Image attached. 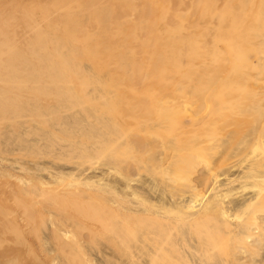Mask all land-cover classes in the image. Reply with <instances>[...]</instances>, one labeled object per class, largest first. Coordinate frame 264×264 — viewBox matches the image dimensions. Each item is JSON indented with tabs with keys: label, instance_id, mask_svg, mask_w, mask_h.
Wrapping results in <instances>:
<instances>
[{
	"label": "bare ground",
	"instance_id": "obj_1",
	"mask_svg": "<svg viewBox=\"0 0 264 264\" xmlns=\"http://www.w3.org/2000/svg\"><path fill=\"white\" fill-rule=\"evenodd\" d=\"M176 23L180 26L173 28ZM193 23L204 27L201 42H203L206 102L213 108V114L216 112L215 104H223L228 107L234 103V110H229L224 117L227 116L225 121H233L235 126L241 122L251 124L249 120L253 121L255 118L259 121L263 120L261 127L257 131L255 129L245 139L247 144H245L244 150L255 148L258 144L264 152V110L257 109V107L264 109V0H0V91L3 94L4 91L11 89L15 90L16 95H19L17 93L20 90L17 87L20 83L16 77L21 73L27 74V71L40 68L36 73H45L43 76L49 81L48 85L45 86L46 81H43V76L41 78L39 76L41 80L37 79L35 82H44L43 86L41 87L39 83V87H33L36 84L32 82L35 84L33 85L29 80L25 93L34 96L36 100H39L44 93H51L55 101H59L60 104H58L61 107L64 105L67 110L66 101H69L68 105H70L73 93L68 95V99H70L67 100V95L62 93L64 88L61 85H73L77 83L76 80H79L80 85L86 84L82 73H92L96 69L93 61L95 55L101 58L104 68H111V61L108 60V57L105 59L108 54L115 55L116 67L120 70L125 68L134 75L131 82L138 79L137 83L144 80L151 83V80L156 79L159 71L163 70V66L170 61L167 54L164 53L167 50L155 48L151 44L157 41L158 44L169 46L171 50L176 48L180 53H183L185 51L184 42L190 40L189 27ZM158 24L159 26H157ZM121 28H124L127 41L136 43L132 45L137 48L135 51L139 52L141 63L133 65V59L131 63L129 62V56L125 50L133 51L130 45H126V49H117L113 45L100 44L97 46L95 44L97 40L102 43L101 39L118 38ZM85 61L89 65L86 70L82 67V62ZM185 63V59L182 58L180 66ZM150 65H152V71H148ZM189 66L191 69L194 67V70H197L193 60L190 61ZM79 74L80 78L74 76ZM19 78L27 82L29 77L22 79L20 76ZM95 81L100 82L101 80L96 77ZM66 87L68 86H65V90L69 93L71 87H68L69 89ZM16 98V101L14 98L13 105L9 104L11 100L5 101L4 111L7 113L6 106L11 108L10 111L14 107L15 111H19V113L16 111L17 114L14 117L17 118L20 115L19 118H22L25 115L21 116L20 114V111H23L21 109L23 104L18 101L20 100L18 97ZM63 100L66 104H63ZM78 101L77 98L75 104L72 102L69 109L73 110V105L78 108L79 106H75ZM56 105L50 108L37 106L32 110L42 113H39L40 116L54 115L63 109V107L59 109L60 106L56 107ZM78 105L81 106L80 102ZM86 113L85 117L89 112L87 115ZM75 114L79 115L77 112ZM1 117L3 118V115ZM189 118L182 128L190 129L196 123L192 116ZM31 119L34 120L32 116ZM68 120L67 123L70 121ZM74 121L72 122L74 123ZM59 123L58 126H65L67 129V124L62 125L65 121L61 122V125ZM158 126L161 127L160 124ZM69 128L70 134L72 133L71 126ZM72 129L74 130L73 127ZM95 129H97L95 132L97 133L96 141L94 146H90V149L93 150L91 154L95 156L96 165L92 169L79 168V164L71 169H66L62 165H54L52 168L37 166L36 170L39 169L38 172L46 170L49 178L37 176L35 179L38 187H33L36 189L35 192L40 190L43 196L45 195L43 193L50 191L51 193L55 191L53 193L56 194L57 190L61 189V192L57 193L64 198H70V200H77L78 196L82 194L81 191L87 193L89 199H92L90 197H93V194L99 193L102 196V206L105 204V208L112 215L110 219L113 217L111 222L108 216L107 220H109L110 226L104 219L100 220L101 224H99L103 225L105 222L103 227L109 231L111 227L119 232L122 229L125 230V235H122L120 242L126 248L128 239H125L124 236L130 231L129 234L134 236L136 226H141L137 228L140 230L144 227L145 230L141 235L142 242H139L137 251L130 250L131 258L136 264H226L225 261L231 262V264L264 263V255H261L260 259H256L264 244V209L261 211V208L264 207V153L253 155V149L251 153L239 150L240 152L235 154L238 157L230 160L227 156L228 151H231L230 144L222 143L223 147H219L220 149L217 151L219 150V158L225 167L221 171H217L214 161L202 162L204 158L199 154V150L202 148L212 152L209 147L213 146L211 140H214L215 136L195 140V136L184 134L178 137L150 134L137 138L136 145L127 140L119 141L115 145L111 142L107 151H103L98 148L102 129L100 126ZM228 132L229 130L226 134ZM45 135L43 136L45 137ZM46 136L48 137V135ZM47 137L45 139L49 138ZM227 138L231 137L227 135ZM48 140L51 142V139ZM178 140L181 142L179 143ZM71 144L73 145L72 142ZM133 148L140 149L139 152L144 156L142 161L136 164L132 163L136 157L127 152L128 149ZM12 156L14 155L12 154ZM193 156H195L194 159L202 158L199 161L195 160L201 165L204 163L200 169L192 170L196 164L193 163ZM205 159L207 158L205 157ZM241 160L248 161L242 168ZM122 162L124 163L123 168L120 167ZM195 166L197 168L199 165ZM27 167L19 164L20 169L31 170V167L29 169ZM188 169L191 170L186 171ZM5 170L7 173L10 171V169ZM181 171L185 173L180 174ZM34 173L32 174L34 175ZM27 176L29 184L31 177ZM16 177L18 181L23 179L17 175ZM26 178L24 177V179ZM177 179L179 183L184 181L185 186L173 185L172 183H175ZM71 185L82 190H73ZM27 186L29 187V185ZM27 186H25L26 189ZM21 189H23L22 186ZM18 191L15 192L19 193ZM40 193L38 197H42ZM59 194L55 197H59ZM99 194L96 196L101 197ZM48 195L54 197L53 194ZM15 197L20 199L18 196ZM15 197L13 199H16ZM45 197L47 198V196ZM61 200L64 199L61 197ZM85 201L87 199H84L81 204L85 205ZM97 202L96 199L97 207L101 206V203ZM236 218L238 221H235ZM179 220L182 225L186 222L188 226H197L194 230L203 228V231L198 229L200 233L197 234L201 252L192 248V251L190 250L187 254L183 251L184 248L182 249L180 244L175 241L176 234H181V231L176 233L174 221ZM211 220L215 223L213 226L221 230V239L227 240L230 238L227 236L231 235L234 236L232 241L243 240L251 248L246 249L239 246L237 252L232 253L228 258L224 259L221 256L222 259L216 257L218 260L215 262H212L214 259L206 262V259L209 260L214 257L213 255L216 256V254L211 255V249H209L210 254L207 253V244L212 245L213 251L216 250L214 247H217L213 235L217 234L218 228L213 230L215 227L211 225L213 235L212 231H210L211 233L207 231L210 228L208 229L209 226L206 224ZM57 225L60 224L57 223ZM57 225L54 226L55 228L53 227L56 232L55 237L53 233V238L57 237L58 241L56 239L55 242L60 245L61 250L66 245H74L73 250L77 248L81 261L83 260L85 264L97 263L90 256L86 254L84 256L81 249L84 242L81 243L78 237H74L75 235L73 232L71 233L68 225L58 227ZM222 226L225 229H222ZM84 227L88 228L87 225ZM173 228L176 230H174L175 236ZM86 231L89 235L92 233ZM204 231L207 235L201 237V232L204 233ZM138 232L139 230L136 234ZM111 233H113L112 229ZM92 234L94 237L95 232ZM64 237H70V241ZM221 239L220 241H223ZM182 241L181 244L185 245V242L182 243ZM132 242L134 241L132 240ZM185 248L187 247L185 246ZM69 250L71 249L69 248ZM11 260L7 259V264ZM7 261L2 263L5 264Z\"/></svg>",
	"mask_w": 264,
	"mask_h": 264
},
{
	"label": "rangeland",
	"instance_id": "obj_2",
	"mask_svg": "<svg viewBox=\"0 0 264 264\" xmlns=\"http://www.w3.org/2000/svg\"><path fill=\"white\" fill-rule=\"evenodd\" d=\"M157 26H159V24ZM178 26L180 25L176 23L173 28ZM189 30L190 40L184 42L185 51L183 53H180L178 50H176V48L171 50V47L165 46L163 44H158L157 41L154 42V44H151L152 46H155V48H162L164 50H167L164 53L167 54V57L170 60L163 66V70L161 72L159 71L156 79L151 80V83L147 80L137 83L136 81L138 79L131 82L134 75L129 73L130 71L125 68L120 70L118 67H116L117 60L115 59V55L108 54L105 58L107 59L108 57V60L111 61V68H104L101 58L98 57V55H95L93 57V61L95 63L94 67L96 69L92 73H82V75L84 74L83 80H86V84L80 85L79 80H76L77 83L73 85H61V87L64 88L62 89V93L67 95V100L70 99H68V95H70V93H73L71 95L73 97L69 96L71 97V103L73 102V104H75L77 98L79 99L78 102H80L81 106L78 105L77 102V105L75 106L79 107L75 108L73 105V110L69 109L71 103L70 105H68L69 101H66V104L64 100L63 104H66L65 106H68V109L66 110L67 107H64V105H62L63 109H61L62 107L61 105H59V101L56 102L51 93H44L40 96L39 100H36L34 96L32 97L25 93V88L27 87V83L29 82V80L31 83L33 82L36 84L35 85L32 83L33 85H35L33 87H39V83L42 87L45 81V86L48 85L49 81L44 79L45 77L43 76L45 73H36L38 72V70H40V68L27 71V74H23L21 72H17L18 74L21 73L20 75L17 74L18 76L15 74L18 78L21 76L22 79L23 77H29L27 82L24 80L22 81L20 80L21 78L18 79L16 77V79L20 83V85H18L17 87L20 90L17 93L19 95H16V93H14L15 90L11 89L8 91H4L3 94L2 91H0V117L1 115H3V118H0V158L2 159V162L0 163V264H3L5 260L7 261V259L8 261L12 259L9 264H42L41 262H44L45 264H85L84 261L82 260V262L80 257L78 256L80 253H77L79 252L77 248H74L77 251L73 250L74 245H66V248L63 246L64 250H61L59 247L60 245L56 244L55 241L57 237L53 238V233L54 237L56 236V232H54L53 227H56L57 223L60 224L57 225V227L68 225L71 233H74V237H78L81 243L84 242L81 245V249L83 250L81 251L84 252V256L85 254L90 256V258H92L95 263L97 262L96 264H136L131 258L130 250L132 249L133 252L137 251V248L140 245L139 242H142L141 239L143 237L141 235L145 230L144 227L141 228V231L140 229H137L141 226H136L134 236L129 234L131 231L127 233L128 235L126 234V236H124V238L128 239L127 241L130 242H126L128 244V247L126 248L124 244L120 242L125 230L122 229V231L119 232L118 230H114L113 227H111L114 233L113 234L111 233V229L109 231L108 229L105 230V228L103 227V225H105L106 223L110 226V222L107 219L108 216L110 219V216L112 215L109 210L105 208V204H103L102 206V196L99 193L96 194H99V196L101 197L93 194L92 196L94 198L90 197L92 199H89L87 193L81 191L80 193L82 194L78 196L77 200H70V198H64L59 194L61 192V189L57 190V192L59 193L56 192V194H54L53 192L55 191H53L52 193L50 191L47 193H43L45 195L42 196L39 189H37L39 190V192H35L36 189L33 188L34 186L38 187L35 179L37 176H44V178H49L47 171L43 169L38 172L39 169L36 170L37 166H49L52 168V166L54 165H62L66 169H71V167H74L76 165L78 166L79 164V168L81 167L92 169L96 165V160L94 159V154H91V151L93 150L90 149V146H94V142L96 141L95 136H97V133L95 132L98 128H95L97 126H100L102 129V136L99 140L98 148L101 150L103 149V151H107V148L110 147L111 142L113 145H115L119 141L127 140L133 142L136 145L138 143L136 140L137 138L146 137L150 134L162 136L169 135L177 137L184 134L191 135L192 137L195 136V140H198L199 138L215 136V138H213L214 140H211L213 146L209 147L208 145H206V147H209L212 152L202 148L199 150V154L202 158H204L202 162H206V160L214 161L215 166H217V171H221L225 167V164L222 163L221 159L219 158L220 152L219 150L217 151V149H220L219 147H223V144L225 143L230 144L231 151H228L227 153V156L230 160L238 157H236L235 154L237 152H240L239 150H244L245 144H247V140L245 139L249 137L255 129L257 131L261 127V123L263 122V120L259 121L255 118L253 121L249 120L251 124H248V122H241L243 125L239 123L238 126H235L233 121H225L228 117L224 116L229 110H234V103H232L231 106L228 105V107L224 106L223 104H215L216 112L215 114H213V108L208 105L205 98L206 78L203 69V42H201L204 35V27L198 26L193 23L189 27ZM101 40H103L101 41L102 43L97 40L95 44L97 46L100 44L111 46L113 45V47H116L117 49H126V45H130L133 51H131V49L125 50V52L129 56V62L131 63L133 59V65L141 63L139 52H136L135 49L137 48L132 45L136 43L127 41V38L124 34V28H121L120 36L118 38L112 40H110L109 38ZM175 43L177 44V42ZM151 56L153 55L151 54ZM182 58L185 59L186 63L180 66V60ZM191 60L194 61V64L197 66V70H194V67L192 69L190 68L189 65ZM88 66V62H82V67H84V70H86ZM149 70L152 71V65L149 66L148 71ZM39 76L40 78L43 76L42 79L43 81H45L39 83L35 82L37 79H40ZM74 76L80 78V74ZM96 77L101 81H95ZM65 86L71 87L70 89L72 90V92L68 87H66V89H69L68 93V91L65 90ZM65 91L68 94L64 93ZM16 97L20 99L18 101L21 102L24 106H22L21 108L23 111H20L21 116L23 114L28 116L23 115L22 118H19V115V117L15 118V114H17L16 111L18 110L15 111L14 107H12V112L10 111L11 108H9L8 106H6V108L9 111L6 109L7 113H5V101L11 100V102L9 101V104L13 105L14 98L15 101L17 99ZM56 104L60 106L59 109L61 110H59L57 113H54V115L40 116L39 111L32 110L37 106L50 108L51 106H55ZM58 105H56V107ZM249 108L251 109L253 107ZM257 109L264 110L262 107H257ZM25 110H27V112H24ZM69 110L72 112H70ZM83 110L87 111L83 112ZM75 112L79 113V115H76ZM86 112H89L90 114L88 113V116H91L85 117ZM99 114L101 115V117ZM189 115L195 119L196 123L190 129L182 128V126L190 119ZM231 115L233 116L234 114ZM31 116L32 118H34V120L31 119ZM6 118H8L9 120ZM67 120L69 122H72L74 120L75 121L74 123H67ZM63 121H65V123L62 125L67 124V129H65V126H58V123L60 122L59 125H61V122L63 123ZM75 122H77V125L75 124ZM158 124H160L161 127H159ZM70 126L72 133L69 134ZM74 126L78 127L75 129ZM72 127L74 128V130L72 129ZM227 130H229L228 134H226ZM42 134L48 135L49 138L46 135L45 137L51 139V142L50 140L45 139ZM227 135L231 138L228 139ZM234 136L235 138H233ZM71 142L73 143V145L71 144ZM178 142L180 143L181 141L178 140ZM256 145L257 146L255 148H252L254 152L251 148H246L244 151H249L250 153L253 152V155L264 153L262 152L261 147L258 144ZM139 150L140 149L137 148L127 150V152L136 157V159L132 161V163L134 164L142 161V158L144 157L143 154L139 152ZM12 154L14 156H12ZM195 156H193L192 158V160H194L193 163H196L195 160L199 161L202 159L201 157V159H198L199 157L194 159ZM205 157L207 159H205ZM20 163L23 165V167L28 166V169L31 167L30 169L35 172L34 175L32 174L33 172L31 170L20 169ZM247 163L248 161L241 160V168ZM196 164L199 165L197 166V168L195 166ZM196 164H194L195 167L193 166L194 169L191 168L192 170L200 169L204 163L201 165L200 162H197ZM218 165L221 167L219 168ZM120 167H124L123 162L121 163ZM5 169H10V171L8 170L10 173H7V170ZM33 169L36 171H34ZM191 169H188L186 171H189ZM12 171L17 176L23 179L24 177L27 178L24 180L22 179L21 181L19 180V182L16 175L14 174V176L13 173H11ZM181 172L179 173L183 174L184 171L182 173ZM26 174L30 175L31 177V180H29V184L27 181V179L29 178ZM177 180L175 182L176 184L172 182L170 183L180 187L185 186L184 181H181V183H179V180ZM20 183H22L21 186L23 189H21ZM27 185H29V187ZM25 186H27V189ZM17 187L21 190V192L20 190L18 191ZM70 187L73 190H82L76 189L75 185H71ZM79 187L81 188V186ZM15 191H18L21 194L17 195L19 193H16ZM33 191L34 193H31ZM39 193L42 197H38ZM48 194H53L54 197L49 196ZM57 194L60 195V199L59 197H55L58 196ZM15 196H21L22 198L20 197L19 199ZM45 196H47V198ZM13 197H15L17 201L16 199H13ZM61 197L64 200H61ZM84 199H87V201L84 202L86 203L85 205L81 204ZM96 199L98 200L99 204L101 203V206H98L99 208L97 207ZM263 209L264 207L261 208V211H263ZM112 218L113 217H111V219ZM103 219L106 223L104 222L103 225H100V220L103 221ZM118 219L120 218L118 217ZM235 221H238V219L236 218ZM174 222L177 229L176 233L181 231V234H183H176V237L174 238L175 241L180 244L179 246L182 249L184 248L183 251L188 254L189 251L193 248L194 250L201 252V246L197 240V237H199L198 233H200L199 231H201V229L203 231V228H198L200 229L198 231V229L194 230L197 226H188L186 222L182 225L180 220ZM209 222L207 224L205 223L206 226H209L208 229L211 227V225H215L213 220ZM84 225H87V227L92 230L89 231L88 228L85 229L86 227H84ZM213 227H215V229L213 230H216L218 228L216 226ZM222 229L225 228L223 227ZM86 230L92 233L95 232V236H97L93 237L92 233V235H89ZM137 230H139V232L136 234ZM172 230L175 236L174 232L176 230L174 228ZM213 230H211L210 228L207 231H212L213 235ZM217 231V234L214 232L216 235H213V239L216 242L214 243L217 244V247H214V249H216L214 251H216L217 253L213 251L212 245L207 244V253L209 252L210 254L209 249H211V255L216 254V256L213 255L214 257H211V260L206 259V262L212 261L213 259L214 260L212 262H215L216 260H218V258L222 259L221 256H223L224 259L228 258L230 257V255H232V253L237 252L236 250L239 248V246H242L246 249L251 248V246H249L247 242L243 240L237 242L232 241V238L234 236L231 235L227 236L230 237L229 239L227 237H222L227 238V240L221 239V230H219L218 228ZM195 232L196 235L198 234L197 236L195 235ZM201 233V237L207 235L206 231H204V233ZM218 233H220V235H218ZM133 237L135 238L132 239ZM179 238L180 240H178ZM65 239L70 241V237H66ZM125 239H123V241ZM220 239L223 241H220ZM89 240L92 242H90ZM132 240L134 242H132ZM181 240L185 242V245L183 241V244H181ZM185 246L187 248H185ZM68 247L71 250H69ZM261 248L262 249H260V254L256 257L257 260L260 259L261 255H264V244ZM218 249L221 251V253ZM36 258L38 259V263L36 262ZM8 261L5 264H7ZM225 262L226 264H231V262Z\"/></svg>",
	"mask_w": 264,
	"mask_h": 264
}]
</instances>
